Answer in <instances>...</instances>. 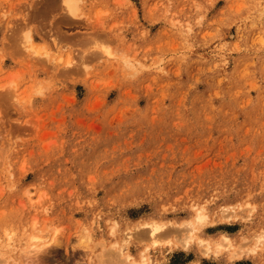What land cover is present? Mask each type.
<instances>
[{
	"label": "rangeland",
	"instance_id": "1",
	"mask_svg": "<svg viewBox=\"0 0 264 264\" xmlns=\"http://www.w3.org/2000/svg\"><path fill=\"white\" fill-rule=\"evenodd\" d=\"M74 3L0 0L1 260L264 264V0Z\"/></svg>",
	"mask_w": 264,
	"mask_h": 264
},
{
	"label": "bare ground",
	"instance_id": "2",
	"mask_svg": "<svg viewBox=\"0 0 264 264\" xmlns=\"http://www.w3.org/2000/svg\"><path fill=\"white\" fill-rule=\"evenodd\" d=\"M74 1L75 0H64V3H65V6H66V8H67V10L70 12L71 10H73L74 9V5H75V3H74ZM74 4V5H73ZM64 6H62V8H63ZM27 34V33H26ZM25 43H26V46H25V48L26 49H28V50H31V51H33L34 53H37V54H39V52L37 51L38 50V48H37V50L34 48V45H33V43H32V40H31V37H29V36H26V39H25ZM36 47V46H35ZM41 49H43V48H41ZM39 50H40V47H39ZM42 51V50H41ZM43 52V51H42ZM45 52V51H44ZM103 52L107 55V56H110L111 55V53L109 52V50L108 49H103ZM10 82H11V80H10ZM9 83V82H8ZM13 83V82H12ZM11 83V84H12ZM10 84H8V86H9ZM11 86V85H10ZM4 89V88H3ZM207 217V216H206ZM229 218V217H228ZM196 219H197V221H195V223L196 222H200L199 224H200V226L202 225L201 223H203V222H201V221H203L204 219H205V215L203 214V213H201V210L200 211H197V214H196ZM187 222V221H186ZM192 222V221H191ZM206 223V222H205ZM191 224V223H190ZM147 225V224H146ZM186 225V224H185ZM196 225H198V224H196ZM204 225V224H203ZM199 226V225H198ZM162 227L163 226H161V225H159V224H156V223H151V224H148V229H147V231L146 232H148V234H146V235H148L151 239H152V242L154 241H156L157 240V238H159L160 236L158 235L159 234V232L160 231H163L162 230ZM184 228V227H183ZM186 228V227H185ZM193 228V227H192ZM185 230V229H184ZM189 230V229H188ZM168 231V230H167ZM186 231V230H185ZM184 231V232H185ZM195 231V230H194ZM183 232V233H184ZM189 232V231H188ZM166 232H164V234H165ZM163 234V235H164ZM191 234V233H190ZM183 235V234H182ZM147 236V238H149ZM161 236H162V234H161ZM192 236V235H191ZM181 237V236H180ZM150 238L148 239L149 240V242L151 243V241H150ZM192 237H188V239H191ZM160 239H161V237H160ZM180 239V238H179ZM225 240L227 239L226 237L224 238ZM185 240H187L186 238H185ZM158 241H159V239L157 240V243H158ZM181 241V240H180ZM153 242V243H154ZM162 242V241H161ZM172 242V241H171ZM178 242V241H177ZM225 242H227V241H225ZM183 243V242H182ZM182 243H179V245L180 244H182ZM200 243V242H199ZM209 243V242H208ZM207 243V244H208ZM223 243H224V240H223ZM222 243V244H223ZM152 244V243H151ZM171 244V243H170ZM183 244H185V243H183ZM202 245H205V244H202ZM201 245V246H202ZM227 245H228V243H227ZM155 246V245H154ZM199 246H200V244H199ZM205 246H207V245H205ZM224 246H225V244H224ZM223 246V247H224ZM229 246V245H228ZM228 246H226V248H228ZM204 247V246H203ZM222 247V246H221ZM207 248V250L206 251H208V246L206 247ZM225 248V249H226ZM39 249L40 248H36V247H34L33 246V248L29 251V254L28 255H30V256H34V254L36 255L38 252H39ZM217 249V248H216ZM4 250V249H3ZM220 250V249H219ZM218 250V251H219ZM223 250V249H222ZM228 250V249H227ZM205 251V250H204ZM204 251H203V254H204ZM217 250H215V252H218ZM206 253V252H205ZM220 253V252H219ZM210 254V253H209ZM215 254V253H214ZM124 255V254H123ZM1 258H2V255L0 254V264H4L5 263V260L4 259H2L1 260ZM28 258H30L29 256H28ZM123 259H124V261H123ZM122 259V262H121V264H130V259H131V257L129 256V255H126L124 258ZM145 260V259H144ZM9 262V261H8ZM13 264H14V261H13ZM143 264H146V261H143ZM196 264V263H195Z\"/></svg>",
	"mask_w": 264,
	"mask_h": 264
}]
</instances>
